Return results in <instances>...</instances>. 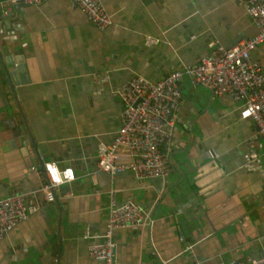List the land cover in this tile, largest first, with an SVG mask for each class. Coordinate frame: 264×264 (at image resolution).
Listing matches in <instances>:
<instances>
[{
  "label": "crops",
  "instance_id": "obj_1",
  "mask_svg": "<svg viewBox=\"0 0 264 264\" xmlns=\"http://www.w3.org/2000/svg\"><path fill=\"white\" fill-rule=\"evenodd\" d=\"M100 30L69 0H0V198L45 181L42 164L71 166L54 200L0 238V264H101L88 247L103 233L111 189L150 211L145 227L114 230L116 264H218L264 256V138L238 103L184 77L164 178L97 168L100 143L120 126L117 87L138 73L162 78L195 64L210 40L255 34L246 0H102ZM157 42H148L147 37ZM264 70V41L251 52ZM21 72L13 77L18 62ZM106 77V80L104 78ZM257 162L246 165L249 151ZM43 203V204H42ZM165 261V263H162Z\"/></svg>",
  "mask_w": 264,
  "mask_h": 264
},
{
  "label": "built area",
  "instance_id": "obj_2",
  "mask_svg": "<svg viewBox=\"0 0 264 264\" xmlns=\"http://www.w3.org/2000/svg\"><path fill=\"white\" fill-rule=\"evenodd\" d=\"M39 4L41 0H17ZM81 10L90 23L100 30L113 25L102 0H69ZM11 10L6 0L5 13ZM246 13L256 28L249 38L225 47L215 40L207 43L208 51L192 65L171 70L159 79L134 74L117 87L121 101L120 126L109 143H100L96 152L97 168L114 176L129 171L137 179L164 178L170 170L168 154L160 146L172 134L175 112L182 92L180 81L186 77L214 96H229L238 103L239 117L251 120L258 135L264 138V70L251 52L264 41V0H246ZM148 42H157L147 37ZM106 80V77L104 78ZM257 162L250 149L247 166ZM45 181L31 192H14L0 198V238L13 230L30 213L40 208L36 196L44 204L54 200L55 190L74 180L71 166L59 167L54 161L42 164ZM264 174V165L262 166ZM116 189H111L108 214L103 233L88 247L91 258L101 264H116L113 232L119 228L145 227L152 223L150 211L133 200L119 203ZM42 203V204H43ZM162 263H165L163 261ZM218 264H264L263 257L249 256L237 262Z\"/></svg>",
  "mask_w": 264,
  "mask_h": 264
},
{
  "label": "water",
  "instance_id": "obj_3",
  "mask_svg": "<svg viewBox=\"0 0 264 264\" xmlns=\"http://www.w3.org/2000/svg\"><path fill=\"white\" fill-rule=\"evenodd\" d=\"M11 13L12 12H10V14H8L6 16L5 15H2L1 14V7H0V20L3 19V18H5V17H7V16H10ZM12 61L18 62V65L16 66L17 67L16 68V71L11 72L12 76L15 77L16 76V73H20L21 72V65H23V64H21L22 63V60L20 61L18 57L13 58Z\"/></svg>",
  "mask_w": 264,
  "mask_h": 264
}]
</instances>
